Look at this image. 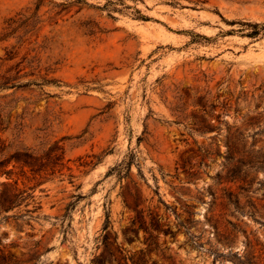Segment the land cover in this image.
I'll use <instances>...</instances> for the list:
<instances>
[{"label": "rangeland", "instance_id": "374dc122", "mask_svg": "<svg viewBox=\"0 0 264 264\" xmlns=\"http://www.w3.org/2000/svg\"><path fill=\"white\" fill-rule=\"evenodd\" d=\"M6 79L0 264H264V0H0Z\"/></svg>", "mask_w": 264, "mask_h": 264}, {"label": "trees", "instance_id": "16d2710c", "mask_svg": "<svg viewBox=\"0 0 264 264\" xmlns=\"http://www.w3.org/2000/svg\"><path fill=\"white\" fill-rule=\"evenodd\" d=\"M8 80L6 79L4 82H0V88H4L6 85L5 82ZM14 86V85H11ZM56 150L61 149L60 146L55 145ZM59 153H54L53 158L59 159ZM41 156L34 155L32 152H29L27 150L25 151H17L14 154H12L9 159L14 160L17 163H20L21 166L28 167L31 171L36 172L41 170V166H43ZM18 195V193H12L8 197H6L4 200L0 201V208L5 209L11 206L15 201L14 198ZM252 264V263H249Z\"/></svg>", "mask_w": 264, "mask_h": 264}]
</instances>
